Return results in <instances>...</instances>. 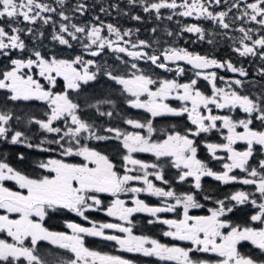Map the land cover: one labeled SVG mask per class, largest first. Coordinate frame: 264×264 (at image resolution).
<instances>
[{"label": "snow or ice", "instance_id": "snow-or-ice-1", "mask_svg": "<svg viewBox=\"0 0 264 264\" xmlns=\"http://www.w3.org/2000/svg\"><path fill=\"white\" fill-rule=\"evenodd\" d=\"M130 3H136V0H129ZM143 11L148 13L155 11L157 18H161L159 13L161 9H170L174 15L182 17H193L209 19L218 23L223 29L230 27L226 22L228 12H214L210 10L209 5L213 0H139ZM216 4L220 0H214ZM63 4L64 0H59ZM234 4L233 7H237ZM180 9V11H177ZM86 10L84 4H79L76 11L83 13ZM55 8L49 7L42 3L41 0H0V20L7 18L9 21L0 24V57L9 60V64L3 70H0V90H6L11 101L17 100H40L47 102L50 112L46 114V120L32 118L41 129L49 133H61L62 129L53 127V122L61 118L70 117V125L66 122V131L60 136V139L54 143L60 145L63 149L62 156H80L84 162L79 164L67 163L63 159H49L42 162L39 167L46 169L48 175L39 178H31L21 172L15 170L8 163L0 161V232H6L11 237L12 242L0 239V262L2 264H12V261L24 258L28 264H45V262L37 255L38 242L48 241L53 245H57L61 249H67L74 254V259L68 260L66 264H134L132 260L125 259L119 255H111L100 251L91 250L85 246L84 236L101 237L108 241H114L119 249L129 253H141L144 256H155L160 260L175 261L176 264H209L205 260H194L190 253L193 248H183L179 246H168L160 243L157 239L150 238L146 235H135L132 230V221L129 219L133 213L143 212L149 213L153 217H157L161 212H173L177 206L183 207L182 219H163L162 222L169 226L168 231L163 233L164 236L173 237L180 241H190L196 251L205 253H215L220 259L215 264H258V262L250 256H244L237 250L239 241H250L259 250L264 252V227H232L225 220L221 219L227 212H231L232 208L225 206V200L217 201L219 205L216 209H210L208 216H190V208H199L201 205L197 203L194 195L191 193H182L179 196L171 189L165 190L163 187H157L148 179L150 173L149 167L156 169V164H147L141 160L135 159L132 153L135 152H151L159 157H172L173 167L181 169L178 176L179 181H185L186 178L194 179L196 189L201 188V178L204 176L213 177L222 183L240 182L245 185H255L256 192L260 195L259 202L251 199L252 194L245 191H236L230 197L231 201L236 204H245L250 202L259 211L251 216L252 221H260L264 223V159L259 161V168L252 167L249 169V158L253 155V145L264 146V131L254 130L250 125L254 119L264 122V95H257L253 99L249 95H241L232 87L242 86L240 79L225 81L227 90L218 87L216 84L217 73L215 71H203L215 68H226L232 73H239L240 76H247V72L242 67L238 68L230 61H218L215 58H209L205 55L193 53L185 48L169 47L165 48L159 55H149L143 51V48L149 47L146 41L140 40L139 44H132V49H141L139 51L129 50L120 45L119 41L124 44L129 42L123 40L124 36L131 34L130 30H126L121 34L120 30L112 24L106 27L110 34L115 35L116 40L113 41L103 36L102 27L93 25L90 28L80 27L71 24H60L59 32L54 34L52 39L59 42L60 45L72 47L69 39L64 34L77 40V33L85 34L88 43H83L82 47L85 52L95 57L100 54V50L105 47L119 53H126L127 56L144 59L150 61L151 64L158 68L172 71L166 62L186 61L195 71V77H202L211 85V95L201 92L197 86V79L193 78L190 82L179 83L176 80H160L156 81L149 75L144 74L137 66L132 63L130 68L135 70L125 76L113 75L107 72L109 79L115 81L122 86L124 92L129 93L134 99L127 102L131 107L137 109H145L156 117L163 114L187 113L191 124L195 126V130L188 129L185 134L180 132L169 133L165 139L153 142L150 135L153 132L152 121L147 124L137 120L127 119L126 123L136 128H147L149 136L137 133H123L117 128L105 129L108 133H113L115 138L123 137V148L127 150L123 159L124 175H120L115 170V165L107 155L102 154L87 146H80L75 150L69 146L64 148L62 141L65 137L80 144V137L87 133L86 139L105 140L108 137L99 135L94 125L81 119L77 114L79 105L74 103L67 93V90H75L80 87L81 82H88L96 78V74L89 70V66L94 65V61L85 60L82 55H76L73 59H61L56 56L46 58L41 51L33 50L31 55L25 59L22 57L13 58L12 50L26 49L25 41L21 38V33L25 30L18 25L23 22L34 24L38 19L43 20L45 24L49 22L51 17L44 16L43 13L55 12ZM103 11V9H101ZM65 21L70 18L61 11L59 13ZM247 17L250 21L264 27V0H252L247 3L241 16L237 19ZM173 17L169 15L167 19ZM98 19V18H97ZM133 19L140 20L139 16ZM103 22H101L102 25ZM155 31V29H153ZM181 31L195 33L200 39H204V29L197 24L185 25ZM239 31L243 34L240 40V47L234 49L241 57L249 55H259L264 60V35L253 39L250 34L252 29L240 27ZM33 29L27 28L25 34H32ZM168 35H172L171 32ZM211 43V41H209ZM92 46H96L93 50ZM161 56L164 62L161 61ZM34 57V58H33ZM79 66V68L77 67ZM36 68L40 77H43L50 85L56 84V77H62L65 82L64 92H54L51 88H45L37 79L34 78L30 71ZM28 69L29 72L24 70ZM82 69V71H81ZM183 68L177 67L178 75L182 74ZM260 74L264 76V68H261ZM224 81V77H219ZM159 83V87L153 90L150 85ZM176 92V98L183 102H190L191 107L185 106L181 109L170 107L165 103V98ZM146 95L147 100H142L141 96ZM111 103V101H105ZM210 105H214L216 109H240L248 114L247 119L234 120L229 115H213ZM207 109L208 114L204 115L200 111L201 108ZM99 110V109H98ZM100 115L112 116V112H100ZM13 119L10 110L0 111V138H7L10 127L9 123ZM19 120V117H16ZM207 121V123H206ZM217 121H220V128L227 130L224 137L225 143H208V152L212 154L214 159L217 150H224L228 153L226 159L228 163L223 164V171L216 172L209 168L204 162L197 159V147L192 136H198L200 133H207L212 129H217ZM242 128L243 131H237ZM24 134L15 131L11 134V143H23ZM237 141H244L247 149L237 151L233 145ZM43 143V142H42ZM28 147L33 145L28 144ZM36 147H41L37 145ZM47 151V149H42ZM23 159V155L20 156ZM128 165L138 167L143 171V175L129 174L133 169ZM233 169H241L247 176L244 178L230 175ZM155 179L168 184L164 179L161 171L151 173ZM4 181H14L20 189L26 191H13L4 186ZM130 181H143L145 187H128ZM139 193L146 192L156 197L174 198V204L164 203V206H149L143 200L134 198L135 206L129 207L125 201L119 198L121 193ZM110 193L115 199L111 202L105 211L110 217H118L123 223H100L97 225L93 222L91 227H84L76 223H68L67 227L72 230L71 234L65 232L50 231L44 226L45 216L48 210H56L58 208L67 209L75 212L77 215L88 220L85 211L89 209H99L102 201L96 194ZM210 197H205L209 199ZM10 214H17L16 218H12ZM38 218V219H36ZM159 219V217H157ZM153 223V220H149ZM231 228L227 233L221 231L225 228ZM105 229H113L124 235L106 234ZM30 239L31 246H26L25 241ZM264 264V261L259 262Z\"/></svg>", "mask_w": 264, "mask_h": 264}, {"label": "flooded vegetation", "instance_id": "flooded-vegetation-1", "mask_svg": "<svg viewBox=\"0 0 264 264\" xmlns=\"http://www.w3.org/2000/svg\"><path fill=\"white\" fill-rule=\"evenodd\" d=\"M41 2L47 4L51 8H55L56 11L43 13L44 16L51 17L47 24H45L43 20L40 19H38L34 24H28L26 22H23L21 18V23L18 26L25 30V32L21 33V38L25 41L26 49L23 52H21L20 50H12L11 56L13 58L22 57L27 59L31 55L33 50H39L46 58L56 56L57 58L61 59H73L76 55H82L85 60L91 59L94 61V65L89 66V70L92 73L96 74V78L86 83L81 82L78 89L67 90V93L69 95V98L74 103L79 105L77 114L80 116V118L94 125V128L99 135H103L108 138L105 140H96L94 138L86 139L85 137L87 136V133H84L80 137V144L76 145L77 147H72L75 150L80 146H87L101 152L104 155H107L115 165V170L119 174H124V162L122 157L127 154V150L123 148V137L117 139L115 138L113 133H108L105 131V129L117 128L125 134L139 132L141 135L149 136L147 128H136L133 125H129L126 123L127 119L137 120L144 124H147V122L151 120L152 125L154 124V122H156L157 126L161 122L159 120L163 119H169L174 123L183 121L186 131L188 129H192L194 131L195 126L191 124V121L188 119L187 113H181L179 115L163 114L152 117L151 114L145 109H137L131 107L127 101L134 98L131 97L129 93L124 92L121 85H118L115 81L109 79L106 75L107 72L110 71L113 75L127 77L130 72L135 71L130 68L131 64L136 63L138 68L144 74L149 75L156 81L176 80L179 83H187L190 82L191 79L196 78L199 90L206 95H211V85L202 77H195L194 73L197 70L194 69L191 65L187 64L186 61L166 62L168 64V67L172 69V71H167L151 64L150 61L129 57L126 53H119L107 47L100 50V54L98 56L93 57L88 52H85L82 47L83 43H88L85 34L77 33L76 35L79 37V39L77 40H72L71 37H68L67 34H64L65 38L69 39L72 47L69 48L68 46L60 45L58 41L52 39L53 35L59 32L60 24H68L70 30H72L70 27L71 24H76L77 26L85 28H90L93 25H100L102 27L101 34L105 37H108L109 39H112L113 41L116 40V37L115 35L109 33L106 27L108 24H112L114 27L118 28L121 34H123L126 30H130L131 34L129 36L123 37V40H126L129 43L124 44L123 41H119L120 45L128 48L129 50L139 51L141 50L139 47L137 49H132L131 45H138L140 40H144L147 42L149 47L143 48V51L147 52L149 55H159L164 51L165 48L176 47L185 48L190 52L205 55L209 58H215L221 62L230 61L234 66L238 68L242 67L243 69H245V71L247 72V76L242 77L239 75V73H232L226 68L212 67L203 71H215L217 73L216 84L218 87H222L227 90L225 81L240 79L242 81V86H236L233 83L232 87L236 89L241 95H249L253 99H255L257 95H264V76H262L259 71L261 68H264V60H262L259 55H249L246 57H241L236 51H234L235 48L240 47V40L243 37V34L239 31L240 27H244L245 29H252V32L250 34L253 36V39L259 38V36L264 35V27H261L255 22L250 21L247 17L237 19V17L241 16V13L246 7V4L251 3L252 0H220L219 4H216L213 0V2L209 5L210 10L214 12H228V15L226 17V22L230 25L228 29H223L218 23H215L209 19L196 18L195 16L182 17L180 15H174L172 10L166 8L160 10L159 15L161 18L158 19L157 13L155 11H150L148 13L144 12L139 0H136V3H130L129 0H64L63 4L59 3V0H41ZM148 2L151 3L153 2V0H148ZM177 2L179 3L180 0H177ZM237 2L238 6L233 7V5L237 4ZM79 4H84L86 7V10L83 13L76 11V7ZM101 9H103V11H101ZM61 11H63L70 19L67 21L63 20L59 15ZM177 11H180V9H178ZM169 15H172L173 17L171 20L167 19ZM134 16H139L141 19H133ZM8 22L9 21L7 20V18H5L4 20H0V24H5ZM101 22H103L102 25ZM191 24H197L204 29V39H200L198 34L181 31V29L185 25ZM29 27L33 29V33L25 34L27 28ZM153 29H155V31H153ZM169 32H171L172 35H168ZM209 41H211V43H209ZM92 48L93 50H96V46H92ZM105 62L106 64H104ZM160 62H164L162 56ZM8 64V59L0 57V70H3ZM77 67L79 68V66ZM177 67H181L184 69L182 74H177ZM24 71L29 72L28 69H25ZM29 74H32L34 78L37 79L45 88H51L54 92L65 91V82L62 77H56V84L52 86L47 80L39 76L38 69L33 68ZM219 77H224V81H221ZM150 87L155 90L157 87H159V83L150 85ZM8 95L9 93L6 90H0V111L10 110L13 114V119L9 123L10 132L7 138H0V156L3 152L2 142H5L8 146L16 145L28 148V144L25 141L27 139L32 140L37 137L36 132H24V130L20 128L21 125H17L20 124V119H25V123H27L28 125L38 126V124L31 122L32 118L46 120V114L50 112V108L45 101L35 99L27 101H11L8 99ZM141 99L147 100V96L142 95ZM105 101H111V103H105ZM164 102L167 103L170 107L176 108L178 110L184 107L185 103H187L188 107H191L190 102H183L177 99L176 92H173L171 96L166 97ZM209 107L211 108V113L213 115H229L234 120L248 118V114L244 113L238 108L216 109L214 105H210ZM200 111L204 115L208 114V110L204 109L203 107L200 109ZM100 112H112V116L109 117L107 115H100ZM254 116L255 114H253V122L250 127H252L254 130L264 131V122L254 119ZM16 117H19V120H17ZM66 122L68 125H70V117L67 118V121L65 120V118H61L60 120H58L57 127L62 129L61 133H59V138L63 135L64 131L67 130ZM220 123V121H217V129H212L207 133H200L198 136L190 135V138L194 140V144L197 147V159L204 162L209 168L216 172H222L223 164L229 162L226 159L228 155L226 151L217 150L216 156L219 157V159H214L212 154L209 153L207 149L208 143L226 142L224 137L227 135V130L220 128ZM15 131H20L24 134L23 143L13 144L10 142L11 134ZM186 131H177L176 128H170L164 133H160L157 132V129L154 130L153 128L150 139L153 142H158L165 139L169 133L180 132L181 134H185ZM237 131H243V129L237 128ZM67 139L69 138H64V144L66 143ZM233 147L237 151H244L247 149V144L244 141H237L236 144L233 145ZM132 155L135 159L141 160L144 163H147L149 165L156 164L158 166L156 169H153L151 167L147 169V171L150 173L148 179H150L157 187L166 186L169 187L166 190H173L178 186H185L186 189H189L190 193L193 194L194 191H202L207 184H212L213 186H218L219 189L230 190L226 197H230L236 191H245L252 194L251 199H256L258 202L260 200V195L258 192H256L255 185H245L240 182L222 183L215 180L213 177L204 176L201 178V188L196 189L194 186V179L191 177L186 178L185 181H179L178 176L181 172V169L173 167L172 157L166 156L157 158L154 153L151 152H135L132 153ZM48 156L49 157L46 158L43 162H46L49 159H54V157H56L55 154H52V158H50L51 153H48ZM62 159L64 160V158ZM262 159H264V146L254 144L253 155L249 158L248 162L249 169H251L252 167L259 168V161ZM83 162L84 159L79 163ZM67 163L79 164L76 162ZM131 166L132 165H128L129 168ZM136 169V174L140 175L141 173H143V171L138 167H136ZM167 169H169V175H167ZM41 170H43L45 174L34 176L32 175L31 170H27L26 175L31 178H39L41 176L49 174L47 170L42 168ZM155 171H161L164 179L169 180L168 184H164L162 181L156 180L155 176L151 175V173ZM230 175L244 178L247 176V173H245L241 169H233ZM3 183L5 187L13 191H22V189H20L14 181H4ZM141 185L145 186L143 184V181H140L138 183L139 187ZM130 194L131 192L121 193L119 196V198L124 200L126 205L129 207L135 206L133 203L134 198L141 199L146 204L153 207H162L164 206V203L168 201L167 198L156 197L147 193L139 192L136 193L134 197L132 196L134 193H132V195ZM210 194L211 193L209 192V195ZM225 194L221 197L215 198L216 200H213L211 202L210 199H203L204 201H209L207 204H205L201 200H198L194 196L195 200L201 205V207L190 208L189 215L208 216L211 214V212L209 211L210 209H216L219 207L217 201L225 200V206L232 208V211L225 213V215H223L221 219L225 220L230 226L239 228L264 227V223L251 220V216L259 211L258 208L254 207L250 202H246L245 204H236L235 201L226 199ZM96 195L102 201L100 209L104 211L90 212L94 215H105L107 220L103 223L121 222L124 224L125 222L120 221L118 217L108 216L105 211V209L110 206L115 197H113L110 193H98ZM177 195L179 196L180 194ZM170 204H173V202H170ZM58 210L61 211L66 209L58 208ZM0 214H3V210H0ZM10 215L12 218H16L17 214ZM157 217H159V219H157ZM157 217H153L149 213H133L129 218L132 221L133 234L149 236L150 238L157 239L160 243L168 246L175 245L186 249L193 248L190 256L194 260H205L208 261L209 264H215V262L220 259V257L215 253L196 251L190 241H180L174 239L173 237L163 236V233L170 229L168 225H165L160 221H162L163 219H182V206H177V208L173 212L158 213ZM245 217H247L246 220L241 223V219H244ZM227 219H235L241 221L239 224H233ZM78 220L80 219L78 218ZM134 220H136L137 222H134ZM149 220H153L154 222L149 223ZM70 221L71 220L66 221V223ZM87 221L92 223V221L90 220ZM66 223L61 231L54 232H65L67 234H71V232L66 227ZM73 223L80 224L84 227H91V225H88L84 221H82L81 223ZM139 225L142 228L138 229ZM230 230L231 228L229 227L222 229L221 231L227 233V231ZM5 233L6 232H0V239H7L4 236ZM105 233L121 235L120 232L113 229H107L105 230ZM82 235L84 236L85 246L89 249L95 251L103 249L101 246L99 247L97 245V240H100L102 242H105V248L108 251L105 253L111 255H119L125 259L132 260L134 264H176L175 261L160 260L155 256L146 257L141 253L126 252L119 249L118 245L114 241H108L101 237H93L86 234ZM159 237H161L162 239ZM39 243L45 245L43 241ZM44 247L45 252H47L50 248L59 250L62 256L69 257L68 260H71L74 257V254H72L67 249H61L58 246H50L48 241L46 242V245ZM237 250L241 255L252 257L258 262V264L259 262L264 261V252L259 250L250 241H239L237 243ZM18 261L21 260L19 259L16 261H12V264H17ZM0 264H2V262H0ZM62 264H66V262Z\"/></svg>", "mask_w": 264, "mask_h": 264}, {"label": "trees", "instance_id": "trees-1", "mask_svg": "<svg viewBox=\"0 0 264 264\" xmlns=\"http://www.w3.org/2000/svg\"><path fill=\"white\" fill-rule=\"evenodd\" d=\"M161 121L158 126L156 125V122H154V124L152 125V127L155 129H157V132L160 133H164L165 131L169 130L170 128H176L177 131H186L185 129V124L183 123V121H179L178 123H174L169 119H163V120H159ZM46 137V136H45ZM43 137V138H45ZM49 137H51L54 141V139L56 138V136L53 135H49ZM42 137H38V138H34L32 140H28L27 144H31L33 145V147H21V146H16V145H12V146H8L5 142L3 144V152L0 156V160L7 162L11 167H13L15 170L21 172L22 174L26 175V171L27 170H31L32 171V175H43V170H41V168L39 167V165L46 159L48 158V153L45 150L42 149H47V145L41 143ZM37 145L42 146L43 148L41 149L40 147H36ZM7 150V151H5ZM21 154L23 155V159L20 158ZM52 158V154L51 157ZM56 158V157H54ZM167 175H169V169L166 170ZM169 182L168 179H165ZM163 188H165V190L169 187L163 186ZM173 191L176 194H182V193H190L189 189H186L185 186H178L176 188L173 189ZM230 190L228 189H219L218 186L216 185H212V184H207L204 189L201 191L199 190V192H193L195 198H197L198 200L203 201L205 204H207L209 201H204L203 199H205V197H209L211 196L210 202L213 200H216L215 198L221 197L225 194L226 195L229 193ZM209 192L211 193L209 195ZM209 195V196H208ZM202 197V198H201ZM242 210V209H241ZM85 216L88 217V220L92 221V222H104L107 220V218L105 217V215H94L91 212H85ZM247 217H245L244 219H241V223H243L246 220ZM73 221V222H77V223H81L82 220H78V218L74 217L71 214L66 213L65 211H59L58 209L56 210H51L48 211V214L46 215V217L44 218V221L42 222L44 224V226L46 228H48L49 230L52 231H61L63 229V222L66 221ZM228 221H230L233 224H239L240 221L239 220H235V219H227ZM134 222H137L136 220H134ZM142 228L139 225L140 229ZM161 238V237H159ZM162 239V238H161ZM105 242H102L100 240H97V245L100 247H102L103 249L99 250L100 252H108L107 249L105 248ZM46 245V244H45ZM42 243H38V247H37V255L45 262V264H55L56 262H67L69 257H64L62 256V254L60 253L59 250L55 249V248H50L47 252H45V246ZM17 264H24V262L22 261H18Z\"/></svg>", "mask_w": 264, "mask_h": 264}, {"label": "rangeland", "instance_id": "rangeland-1", "mask_svg": "<svg viewBox=\"0 0 264 264\" xmlns=\"http://www.w3.org/2000/svg\"><path fill=\"white\" fill-rule=\"evenodd\" d=\"M104 64H106V62L104 63ZM108 68V67H107ZM20 124H17V125H21V129L22 130H24V132H36V134H37V137L36 138H38V137H42V139H41V141H40V144L43 142V144H46L47 145V153H51V154H55L56 155V158H54V159H62V158H64V160H66L65 162H76V163H79L81 160H83V157H80V156H74V155H72V156H62L61 155V152L63 151V149L60 147V145H58V144H56V143H54V141H56V140H58V139H60L59 138V134H57V133H49V132H47L46 130H44V129H41L40 128V126L38 125V126H35V125H28L27 123H25V119H20V122H19ZM57 123H58V120L57 121H54L53 122V127H57ZM55 125V126H54ZM17 127V126H16ZM18 128V127H17ZM49 135H53V136H56V138L54 139V141H53V139L51 138V137H49ZM46 136V137H45ZM43 137H45V138H43ZM26 143L28 142V139L25 141ZM62 144H63V146H64V148H67V147H69V146H75V147H77L76 145V143L74 142V141H72V140H70V139H67V141H66V143L64 144V142L62 141ZM67 144H69V145H67ZM41 149L43 148L42 146L40 147ZM68 160H70V161H68ZM131 169H133V172L131 171L130 172V174L131 175H138V174H136V172H137V169H136V167H133V166H131L130 167ZM46 170V169H45ZM149 173V172H148ZM43 174H45V173H43ZM120 175H124V174H120ZM140 175H143V173H141ZM140 181H130L129 182V184H128V187H139L138 186V183H139ZM140 187H145V186H143V185H141ZM22 191H26V190H22ZM141 193H146V192H141ZM147 194H149V193H147ZM130 195H132V192H131V194ZM136 195V193H134L132 196L134 197ZM120 196V195H119ZM168 199V201H166V203H169L170 204V202H173V204L175 203V199L174 198H167ZM181 207V206H180ZM48 211H51V210H48ZM62 212H64V211H66V213H68V214H71V215H73V216H76V217H78L80 220H82V221H84V222H86L88 225H91L92 226V224H93V222L91 223V222H89V221H87V220H85L83 217H81V216H79V215H77L75 212H71V211H69V210H61ZM88 210H86L85 212H87ZM90 211H94V212H102V211H104V210H101L100 208L97 210V209H89V211L88 212H90ZM46 217V216H45ZM109 221H112V220H109ZM65 223L66 222H63V226H65ZM119 223H121V222H119ZM97 225H99L100 223H96ZM125 224V226H128L127 225V223L125 222L124 223ZM132 226V225H131ZM90 227V226H89ZM105 230H107V229H105ZM104 230V231H105ZM122 236L124 235L123 233H120ZM4 236H5V238H7V239H5V240H7L8 242H12V240H11V237H9L8 235H7V233H5L4 234ZM164 236V235H163ZM41 242V241H40ZM45 244H46V242L47 241H43ZM39 243V242H38ZM49 244H50V246L52 245L53 247H57V245H53V244H51L50 242H48ZM25 244H26V246H31V241H30V239H27L26 241H25ZM73 259H74V257H73ZM20 260L22 261V262H24V264H28V262H27V260L26 259H24V258H20ZM63 261V260H62ZM62 261L61 262H56L55 264H62Z\"/></svg>", "mask_w": 264, "mask_h": 264}, {"label": "water", "instance_id": "water-1", "mask_svg": "<svg viewBox=\"0 0 264 264\" xmlns=\"http://www.w3.org/2000/svg\"><path fill=\"white\" fill-rule=\"evenodd\" d=\"M68 223H73V222H68ZM68 223L66 224V227H67ZM67 229H68L70 232H72V230H71L70 228L67 227Z\"/></svg>", "mask_w": 264, "mask_h": 264}]
</instances>
